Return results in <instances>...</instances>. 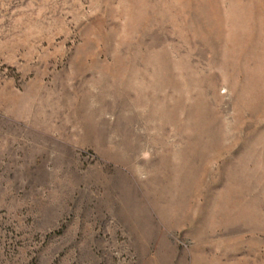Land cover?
Here are the masks:
<instances>
[{"label": "rangeland", "instance_id": "rangeland-1", "mask_svg": "<svg viewBox=\"0 0 264 264\" xmlns=\"http://www.w3.org/2000/svg\"><path fill=\"white\" fill-rule=\"evenodd\" d=\"M0 264H264V0H0Z\"/></svg>", "mask_w": 264, "mask_h": 264}]
</instances>
